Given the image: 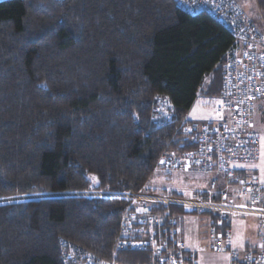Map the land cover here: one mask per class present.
I'll return each instance as SVG.
<instances>
[{
    "label": "trees",
    "instance_id": "obj_1",
    "mask_svg": "<svg viewBox=\"0 0 264 264\" xmlns=\"http://www.w3.org/2000/svg\"><path fill=\"white\" fill-rule=\"evenodd\" d=\"M234 42L178 0H0V199H13L0 202V264H63L61 239L100 263L152 264L116 246L135 205L85 193L142 191L193 147L182 126L198 95L219 102Z\"/></svg>",
    "mask_w": 264,
    "mask_h": 264
},
{
    "label": "built area",
    "instance_id": "obj_2",
    "mask_svg": "<svg viewBox=\"0 0 264 264\" xmlns=\"http://www.w3.org/2000/svg\"><path fill=\"white\" fill-rule=\"evenodd\" d=\"M178 2L184 10L208 12L217 18L232 32L235 42L223 63V81L216 106L218 117L185 122L183 133L193 147L169 153L163 158V164L171 174L183 170L223 176L221 199H205L197 194L183 198L150 188L139 192L85 194L121 197L135 205L134 210L126 211L122 217L116 246L118 249L151 250L152 264H197L196 253L188 249L182 239L180 215L166 212L162 215L157 211L161 205H176L193 213L216 216L210 228L209 249L228 252L230 264H264V248L232 247L233 222L237 214L264 217V211L258 207L242 208L238 206L241 203L233 202L247 200L256 205L263 195V182L255 176L241 174L239 169H244L240 164L254 162L260 156L261 136L256 121L261 120L259 115L264 120V31L246 15L237 0ZM60 255L63 264H108L97 262L88 249L69 240H60Z\"/></svg>",
    "mask_w": 264,
    "mask_h": 264
},
{
    "label": "rangeland",
    "instance_id": "obj_3",
    "mask_svg": "<svg viewBox=\"0 0 264 264\" xmlns=\"http://www.w3.org/2000/svg\"><path fill=\"white\" fill-rule=\"evenodd\" d=\"M238 1L243 5L248 16L251 17L256 23V25L264 31V21L260 13L257 0ZM207 82L209 83L210 80L208 79V81H206V84ZM217 104L218 97H207L200 94L198 95L195 103L190 109L188 117L196 121L215 120L218 117L216 113ZM256 127L258 128L261 134L260 156L254 162L243 163L240 165L247 170L246 173L248 175L259 178L264 184V123H261L259 120H257ZM149 187L156 188L159 190L165 189L166 191L176 190L191 197L195 196L199 192H205L206 190H210L211 194L216 192L221 196L220 192L224 188V178L223 176H219L218 174L209 175L198 173L196 171L182 170L170 174L169 172H165L164 170H157L149 182ZM11 200L13 199L5 198L0 199V202H6ZM262 201H264V192L261 197V200L256 205L247 202V200L242 203L235 199V201L233 202L241 203L238 206H241L242 208L258 207L260 211H264V205L262 204ZM180 217V226L182 232L181 236L187 247H197L198 249H204L206 248V246H209L211 237L210 228L212 225H210L209 216L206 214L184 212L183 214H180ZM239 220L238 223L235 224V226L233 227L235 234L237 233V231H241L243 227L247 224V222L250 221L247 217L245 220ZM245 230H249V228H245ZM205 255L208 256L209 260L205 261V264L227 263L226 257H222L220 259L214 254L206 253Z\"/></svg>",
    "mask_w": 264,
    "mask_h": 264
},
{
    "label": "crops",
    "instance_id": "obj_4",
    "mask_svg": "<svg viewBox=\"0 0 264 264\" xmlns=\"http://www.w3.org/2000/svg\"><path fill=\"white\" fill-rule=\"evenodd\" d=\"M258 117H259L258 119H261L260 121L264 123V120L261 118V116L259 115ZM244 170H246V169L244 168ZM246 172H247V170H246ZM246 175H248V174H246ZM248 176H251V175H248ZM212 185H214V184H212ZM148 188H152V187H148ZM152 189L155 190L156 188H152ZM206 191L210 192V190H206ZM158 192H160V191H158ZM166 192H171L174 195H175V193H173V192H177V193L180 194V195L178 194V196H183V198H190L191 197V196L185 195L184 193H180V192H178L176 190H169V191H166ZM185 211L186 212H191L188 209H185ZM246 217L250 221H248L247 224L244 227L245 228H249V230H245V228L243 226H242L243 229L241 231H237L236 234H235V232L233 230L232 247L237 248V249H242V248H264V217H263V215H256V214H251V213H240V214H237L235 216V218H234L233 227L235 226V224L238 223L239 219L240 220H245ZM209 221H210V225H211L212 221H213L212 216H209ZM210 239H211V237H210ZM186 247H187V245H186ZM187 248L191 249L192 251H194L196 253L197 264H205V261H209L208 260V256L205 255L206 253L214 254L217 257H219L220 259L222 257H226V259H227V263L226 264H230L231 263L230 255L226 251H223V252H211V250L209 249V246H206V248H204V249H198L197 247H194V248L187 247Z\"/></svg>",
    "mask_w": 264,
    "mask_h": 264
}]
</instances>
